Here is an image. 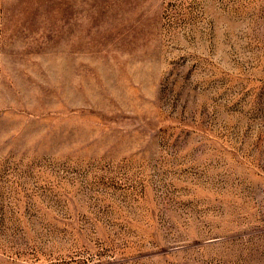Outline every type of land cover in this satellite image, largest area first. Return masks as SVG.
I'll use <instances>...</instances> for the list:
<instances>
[{"label":"rangeland","instance_id":"1","mask_svg":"<svg viewBox=\"0 0 264 264\" xmlns=\"http://www.w3.org/2000/svg\"><path fill=\"white\" fill-rule=\"evenodd\" d=\"M0 264H264V0H0Z\"/></svg>","mask_w":264,"mask_h":264}]
</instances>
